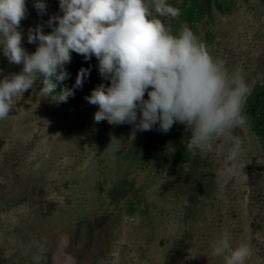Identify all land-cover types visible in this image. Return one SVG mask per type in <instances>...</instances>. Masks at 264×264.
<instances>
[{"label":"rangeland","instance_id":"rangeland-1","mask_svg":"<svg viewBox=\"0 0 264 264\" xmlns=\"http://www.w3.org/2000/svg\"><path fill=\"white\" fill-rule=\"evenodd\" d=\"M35 2L26 0L20 29L29 54L38 45L27 42L28 29L44 25L48 34L46 21L62 15L58 0H45L43 16ZM168 3L181 16L165 23L173 30L187 24L214 57L243 69L250 85L248 127L235 133L244 143L246 185L239 176L218 178L226 154L202 159L186 151L183 125L146 152L155 128L133 138L130 125L95 123L98 106L84 97L108 84L99 71L60 104L40 94L38 78L0 121V264H223L211 246L224 232L233 246H251L249 264H264V131L249 117L264 88V0ZM207 5L187 22L184 12ZM21 71L0 51V80Z\"/></svg>","mask_w":264,"mask_h":264},{"label":"clouds","instance_id":"clouds-1","mask_svg":"<svg viewBox=\"0 0 264 264\" xmlns=\"http://www.w3.org/2000/svg\"><path fill=\"white\" fill-rule=\"evenodd\" d=\"M58 3L62 15L46 21L51 29L48 34H44V25L28 29L27 42L38 45L29 54L22 46L20 30L27 18L26 0H0V51L10 64L22 65L20 73L0 80V121L9 118L16 99L37 86L38 78L42 96L57 104L67 103L90 72L81 68L75 84L57 92L58 84L69 78L65 65L71 63V53L85 61L95 57L101 78L108 81L84 97L98 106L95 123L130 125L133 138L138 131L155 128L167 134L175 124L183 125L190 133L182 141L186 151L202 159L212 153L226 154L218 178L239 176L246 185L244 143L235 134L248 127L245 105L251 88L243 69H230L214 57L187 24L177 30L166 24L162 18L181 16L168 0ZM34 8L41 16L47 14L45 0H36ZM211 255L223 264H249L253 250L246 242L233 246L231 234L224 232L213 242Z\"/></svg>","mask_w":264,"mask_h":264},{"label":"trees","instance_id":"trees-1","mask_svg":"<svg viewBox=\"0 0 264 264\" xmlns=\"http://www.w3.org/2000/svg\"><path fill=\"white\" fill-rule=\"evenodd\" d=\"M207 7L208 5L202 9V6H199L195 11H191L189 9L188 12H184L187 14V19H188L187 22L191 23L192 20L196 19L195 17H197V15L202 14L206 10ZM190 8H193V6H191ZM71 56H72L71 63L65 65V70L70 74L69 78L63 81L62 83L58 84L57 92H59L60 88L65 87V86L71 88L72 83L75 84L76 76L81 68L90 69L88 76L91 78H94L97 75L98 61L96 60L95 57H93L91 60L85 61L83 56L76 54L75 52L71 53ZM59 71L60 70L58 69V72ZM86 87L87 85H83L81 89H75L74 97L77 96L83 90H85ZM71 98L72 97H70L69 99ZM259 106H261L264 109V88L259 93L255 102H253L252 107L249 111L250 112L249 117L251 118V120L254 122L255 125L261 128V132H263L264 131V117H263L264 112L261 116L257 115L256 108H258ZM256 116L258 118L257 120H256ZM168 134L171 136H175L177 133L173 131V128L167 134H163L161 132L156 133L155 135H153V138H151L150 141L147 142V144L145 143L146 144L144 146L145 151L151 152L154 146L155 140L156 141L162 140L164 137L168 136Z\"/></svg>","mask_w":264,"mask_h":264}]
</instances>
